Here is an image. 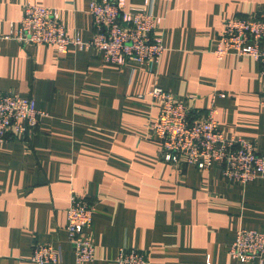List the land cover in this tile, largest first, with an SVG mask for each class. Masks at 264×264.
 Listing matches in <instances>:
<instances>
[{"label": "crops", "instance_id": "obj_1", "mask_svg": "<svg viewBox=\"0 0 264 264\" xmlns=\"http://www.w3.org/2000/svg\"><path fill=\"white\" fill-rule=\"evenodd\" d=\"M125 1L131 9L148 0ZM152 1L165 48L155 73L106 63L93 49L60 54L4 38L31 3L56 9L69 36L91 40V0H0V95L32 97L48 113L35 134L0 145V264H35L38 243L59 249L60 264H118L121 248L148 264H249L229 250L240 229L264 234V177L239 185L219 163L179 171L164 162L151 91L193 97L202 114L214 106L223 135L264 156L261 66L214 54L224 24L263 15L264 0ZM72 192L94 206L92 262L78 263L69 241Z\"/></svg>", "mask_w": 264, "mask_h": 264}, {"label": "built area", "instance_id": "obj_2", "mask_svg": "<svg viewBox=\"0 0 264 264\" xmlns=\"http://www.w3.org/2000/svg\"><path fill=\"white\" fill-rule=\"evenodd\" d=\"M153 5L148 0L144 7L127 9L125 0H91L89 12L94 36L85 41L77 35H68L56 9L30 3L25 6L20 23L12 26L4 38L25 47L54 46L60 54H66L72 47L93 49L106 63L126 66L134 62L155 73L165 48L156 34L159 20ZM214 54L219 60L226 55L252 57L260 64L264 106V14L227 21ZM151 97L160 104L159 114L150 125L161 143L164 162L179 171L188 166L204 171L219 163L223 177L239 185L264 177V156L256 152L251 142L225 137L215 118L214 106L202 114L195 108V98L176 96L161 87H155ZM47 116L32 97L0 95V145L9 136L35 134ZM94 211L89 201L71 193L66 230L78 263L95 259V247L86 232L93 224ZM229 253L244 263L264 261V234L240 229ZM31 261L60 264L61 253L50 244L38 243L34 245ZM117 263L148 264V260L138 250L121 248Z\"/></svg>", "mask_w": 264, "mask_h": 264}]
</instances>
